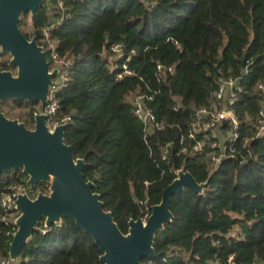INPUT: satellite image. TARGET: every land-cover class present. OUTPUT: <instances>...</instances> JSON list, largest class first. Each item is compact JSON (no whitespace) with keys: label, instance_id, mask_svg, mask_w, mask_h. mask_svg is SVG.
Here are the masks:
<instances>
[{"label":"trees","instance_id":"16d2710c","mask_svg":"<svg viewBox=\"0 0 264 264\" xmlns=\"http://www.w3.org/2000/svg\"><path fill=\"white\" fill-rule=\"evenodd\" d=\"M63 7L60 12L55 0H43L18 25L28 40L36 37L52 65L41 32L62 18L49 38L71 61L67 82L52 94L57 115L70 117L64 142L84 161L85 179L119 230L126 234L130 220L147 218L175 172L205 184L201 194L185 187L171 196L172 221L155 234L154 258L141 264H264V136L255 137L264 100L257 89L264 83V0H63ZM116 43L123 55L113 59L108 47ZM9 60L0 52V72L11 71ZM157 65L172 71L158 73ZM220 78L238 81L231 107L238 127L220 124L227 156L214 165L210 155L218 151L209 143L200 153L183 154L180 138H187L194 109L213 103ZM135 93L152 96L146 105L160 129L145 134L133 114ZM7 108L25 113L12 116ZM39 108L21 99L0 102L6 118L30 130ZM26 181L21 171L0 174V198ZM48 187L38 184L31 198ZM3 215L0 207V259L8 258L16 231ZM100 255L72 219L44 227L41 218L17 264H102Z\"/></svg>","mask_w":264,"mask_h":264},{"label":"water","instance_id":"95a60500","mask_svg":"<svg viewBox=\"0 0 264 264\" xmlns=\"http://www.w3.org/2000/svg\"><path fill=\"white\" fill-rule=\"evenodd\" d=\"M43 0H0V52L10 56L9 67L16 70L0 72V102L26 100L44 107L55 87L57 69L50 71L43 48L36 37L27 39L19 28L21 14L33 16ZM45 114L34 115L33 129L10 120L0 110V174L21 171L27 176L30 189L48 183V193L38 192L31 199L20 195L14 204L19 214L14 219L16 231L9 245L8 258L17 264L20 252L35 230L39 219L44 227L72 219L99 248L102 264H141L143 257L153 259L155 234L172 221L169 210L172 195L185 187L201 194L205 184H198L186 171L163 191L159 204L151 207L146 219L128 222L123 234L109 211L104 210L93 184L83 175L84 161L75 158L73 148L64 142L66 125L50 132Z\"/></svg>","mask_w":264,"mask_h":264},{"label":"built area","instance_id":"2783aa9c","mask_svg":"<svg viewBox=\"0 0 264 264\" xmlns=\"http://www.w3.org/2000/svg\"><path fill=\"white\" fill-rule=\"evenodd\" d=\"M56 9L60 12L63 11V0H55ZM62 18L57 19L50 25L43 28L41 32L42 40L45 43L49 59L52 65H50V71L57 69V75L54 78L55 87L50 89V93L47 99V103L40 110V113L47 116V128L52 132L59 125H66L70 121L69 116L60 117L57 115L58 105L53 100L52 94L56 90L60 89L69 78V70L71 67V61L66 60L61 57L56 51L55 44L50 41V32L54 26L59 25ZM108 51L113 59L119 58L123 55V45L120 43L111 44L108 47ZM133 53V51L131 52ZM50 64V63H49ZM124 74L130 75L131 73L123 66ZM156 70L158 73L171 72V67H164L162 65H157ZM257 89L264 93V83H260ZM240 89L238 88L237 79L233 78H220L218 80L217 90L214 92L213 103L206 107H200L194 109V113L189 124V130L187 133V138L181 137L180 152L183 154L190 153H200L203 151L207 143L211 149H216L218 152L216 154L210 155V161L217 165L227 156L225 150L224 141L219 137V126L223 121H227L236 130L238 127V122L232 113L231 107L236 101V93ZM152 100L150 94H139L135 93L131 97V103L133 106V114L137 120L143 125L145 134L151 133L153 129H160V124L157 123L156 117L152 110L146 105L148 101ZM264 136V100L259 102L258 111V122L255 131V137L260 138ZM230 140L234 142L238 135L232 133L230 135ZM186 139V142H185ZM213 139V141H211ZM167 145L164 149L162 159L165 160L168 155ZM177 177V172H175ZM34 193L33 189H30L28 184H16L8 188V192L5 193L0 198V207L4 213L2 220L4 222H10L18 216L19 212L15 207V200L18 196ZM37 195V193H36ZM35 195V196H36ZM31 198V197H30ZM35 198V197H34ZM32 199V198H31ZM0 264H11L9 258H1Z\"/></svg>","mask_w":264,"mask_h":264},{"label":"rangeland","instance_id":"374dc122","mask_svg":"<svg viewBox=\"0 0 264 264\" xmlns=\"http://www.w3.org/2000/svg\"><path fill=\"white\" fill-rule=\"evenodd\" d=\"M26 23H27V25H25L24 27H23V30H24V32H27V33H29L30 32V28H29V19H27V21H26ZM11 72H12V74L13 75H16V70L15 69H11ZM7 110L10 112V114L12 115V116H15V115H18V114H24L25 112L24 111H22V110H10V109H8L7 108ZM39 113H36V114H40V108H39ZM11 120V119H10ZM13 120H17L18 122H20L19 121V119H13ZM20 123H22V122H20ZM31 197V196H30Z\"/></svg>","mask_w":264,"mask_h":264},{"label":"flooded vegetation","instance_id":"af4514ba","mask_svg":"<svg viewBox=\"0 0 264 264\" xmlns=\"http://www.w3.org/2000/svg\"><path fill=\"white\" fill-rule=\"evenodd\" d=\"M41 109V108H40Z\"/></svg>","mask_w":264,"mask_h":264}]
</instances>
